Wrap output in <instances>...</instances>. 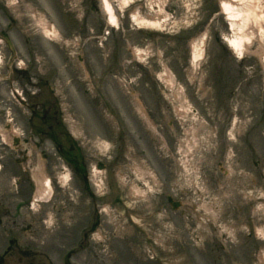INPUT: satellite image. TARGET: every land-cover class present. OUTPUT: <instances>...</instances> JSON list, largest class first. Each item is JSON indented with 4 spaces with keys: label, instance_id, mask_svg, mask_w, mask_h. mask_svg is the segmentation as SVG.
<instances>
[{
    "label": "rangeland",
    "instance_id": "obj_1",
    "mask_svg": "<svg viewBox=\"0 0 264 264\" xmlns=\"http://www.w3.org/2000/svg\"><path fill=\"white\" fill-rule=\"evenodd\" d=\"M113 6L116 27L107 22L100 0H0V32L7 33L17 56L11 77L0 79L2 264H63L69 245L75 250L67 264H176L178 257L183 264H227L231 258L245 264L241 236L252 227L261 231V253L249 259L264 264L260 40L243 57L233 54L224 39L230 30L220 0ZM136 10L166 20L161 27H139L130 18ZM44 23L58 39L43 34ZM204 33L205 55L193 67L191 43ZM3 40L0 71L6 75ZM13 89L23 100L12 97ZM4 121L38 146H25L23 138L15 144L7 135L8 142ZM233 124L242 127L234 140ZM51 132L73 157L74 169L82 170L66 184L60 181L65 163L46 137ZM102 139L106 148L97 146ZM23 147L30 155L25 172ZM235 161L242 168L233 167ZM94 167L100 170L96 178ZM37 168L50 179L52 197L39 211L23 209L30 190L18 178L35 180L31 172ZM228 168L232 174L225 179ZM93 180H100V189ZM169 197L178 203L175 209ZM228 207L249 213L250 223L231 225ZM23 246L30 255L17 252Z\"/></svg>",
    "mask_w": 264,
    "mask_h": 264
},
{
    "label": "bare ground",
    "instance_id": "obj_2",
    "mask_svg": "<svg viewBox=\"0 0 264 264\" xmlns=\"http://www.w3.org/2000/svg\"><path fill=\"white\" fill-rule=\"evenodd\" d=\"M117 1L119 7H123L129 3L130 0H100V7L104 13V15L107 17V22L110 26L116 27L118 25V19H117V13L116 8L113 6L114 2ZM159 11H162L160 6L158 7ZM220 11L222 14H224L228 28H229V34H227L224 39L227 43V46L229 47L230 51L235 54L237 57H243V55L250 52L249 45L252 43V41L260 40V44L257 47V51L259 55L264 52V44L261 42L262 37L264 38V0H220ZM130 18L132 22L139 27H161V25L165 22V17L160 16L158 13L155 14V16L151 18H145L139 11H133L132 14H130ZM43 34L49 38V39H58L56 36L57 32L54 29L53 26H47L45 23L42 25ZM206 33L201 34L198 36V38L194 39V42L191 43V65L193 67H196L197 65H200L201 60L204 58L205 52H204V46H205V40H206ZM137 55H140L137 53ZM166 72V71H165ZM12 70L9 74L11 76ZM167 74V72H166ZM168 86L172 87V81L171 78L167 75V78L165 79ZM178 94H181L179 91ZM180 97V96H179ZM179 106L183 107L184 105L182 103ZM183 113H178L181 115ZM95 122V121H94ZM97 123V122H96ZM239 123V122H238ZM241 125V121H240ZM239 124H237L234 128V124L232 126L233 133H231L232 136H230L233 140L235 137L236 132L239 134L240 129L242 127ZM11 124L6 123L5 129L7 132H9V137L14 136V132L11 129ZM71 128L73 129V132H78V128L75 125H71ZM5 132V130H4ZM186 134H190L191 136H195L194 131H188L185 130ZM7 138V141L9 142L10 138L7 137V134L5 135ZM100 139V138H99ZM232 140V141H233ZM190 142L187 141L186 145ZM195 145V144H194ZM193 145V146H194ZM34 145H31L30 148H34ZM99 148L101 147H107V143L105 140H100V143L97 145ZM189 148V146H188ZM191 150L192 146L190 147ZM231 154V153H230ZM184 161V159H183ZM188 165V161L185 160L184 164ZM185 165V167L187 166ZM101 169V168H99ZM94 167L92 170L93 176L96 178L97 171L100 172V170ZM41 172L38 171V168L35 171L31 172V175L35 179V186H36V192L34 195V199L32 201V208H37V203L39 201H45L48 202L53 194V186L47 177L40 174ZM95 180V179H94ZM93 180V181H94ZM60 181L62 184H66L68 182V176L67 174H61ZM97 183L98 189H100V180ZM133 190L135 193H140L141 191L133 186ZM246 200L250 199L249 197H244ZM215 217V215L213 216ZM256 232L259 233L261 237V231L255 229ZM98 237L100 235L97 234ZM155 256V255H154ZM184 260L180 259L179 257L176 258V264H183Z\"/></svg>",
    "mask_w": 264,
    "mask_h": 264
},
{
    "label": "flooded vegetation",
    "instance_id": "obj_3",
    "mask_svg": "<svg viewBox=\"0 0 264 264\" xmlns=\"http://www.w3.org/2000/svg\"><path fill=\"white\" fill-rule=\"evenodd\" d=\"M18 72H20V74L19 75H22L23 73H24V70L23 69H21V70H19ZM12 73H13V70H12ZM11 77V76H10ZM10 82H12L11 80H9ZM27 118V121L28 122H31L32 121V119H33V111H32V113H31V115H30V117L28 116V117H26ZM32 130V129H31ZM31 131H29V133H30ZM57 134L58 133H56V132H51V133H49L46 137L49 139V141H50V143H51V146L52 145H55V148H53L55 151L59 148L60 150H64L62 147H63V145L61 144V143H59L57 140H53L54 138L53 137H57ZM21 136H24V133L22 132H20V139L21 138H23V137H21ZM16 140H18V139H15V141H14V143L15 144H17L16 142ZM25 143L27 142L24 138L22 139ZM30 140H31V138H30ZM19 141V140H18ZM19 143V142H18ZM19 145H20V143H19ZM18 145V146H19ZM31 145H34L33 147H34V149H35V147L36 146H38V141H35V143L33 142V141H31V142H28V143H26V145L25 146H27V147H31ZM27 147H23V149H21V151H22V161H23V163H24V165L22 166V171L23 172H25V171H28V169H25L26 167L28 168V166H27V161H28V159H29V157H30V155H29V153L27 154V152H28V149H27ZM53 147V146H52ZM51 147V148H52ZM16 148H17V146H16ZM43 151V150H42ZM30 152V151H29ZM40 154H41V156H42V153L41 152H39ZM69 152H65V157H66V159H67V163L69 164V166H70V168H71V166L73 167V165H72V163H73V157L71 158V157H69ZM46 158V157H45ZM241 164H239V163H236V165H234V166H236V167H241L240 166ZM243 166V165H242ZM45 167H46V165H45ZM78 167V166H77ZM72 169V168H71ZM77 169V168H76ZM46 170H47V168H46ZM241 175V174H240ZM22 176H23V174H22ZM242 176V175H241ZM25 183L27 184V186H28V189H29V187H30V184L29 183H32V181H30V180H26L25 181ZM32 187V186H31ZM88 197H87V200L85 201V204H86V206H87V208L89 207V201H88ZM171 201V199L170 198H168V201ZM173 206H176V204H173ZM24 213H22L21 215H23ZM227 221L229 222V223H231V225L232 224H238L239 222H242L243 224L245 223V224H247V223H250V220H249V213H247L246 211H244V212H238V214H236V213H233V212H229V213H227ZM259 220H261V218H259ZM28 225H31L30 223H28ZM27 225V226H28ZM254 229L255 228H253L252 227V229L251 228H245V231L242 233V236H241V238H242V240H241V243H242V248H244V255H245V258L247 257V260L245 261V264H248V263H251V264H256V262H255V260L254 261H252L251 259H249V257L251 256V255H253V253H255V252H259L260 250H261V240H260V236H257V240L255 241L254 239ZM86 234V233H85ZM85 234H84V236H85ZM8 241H9V239H8ZM20 246V245H19ZM84 245L81 243L80 245H79V247H81V249H82V247H83ZM74 247H75V245H69L67 248V253H69L66 257L68 258V260H65L64 262H63V264H67L68 262H69V259L71 258V256H72V251H74L75 249H74ZM245 248H246V250H245ZM229 250H230V248H229ZM29 249H27L26 248V246H23V247H18V251L17 252H20L24 257H26V256H28V255H30L31 253H29ZM251 252V253H250ZM66 255V254H65ZM232 255V254H231ZM18 261H22V258H21V256L20 257H18ZM235 260H233V258H232V260H229L228 262H229V264H231V263H233ZM0 264H2V260L0 259Z\"/></svg>",
    "mask_w": 264,
    "mask_h": 264
}]
</instances>
